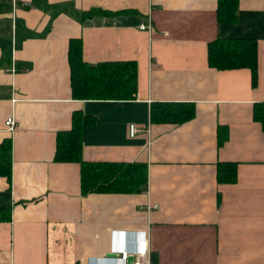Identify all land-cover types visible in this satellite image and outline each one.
<instances>
[{
  "label": "crops",
  "instance_id": "crops-1",
  "mask_svg": "<svg viewBox=\"0 0 264 264\" xmlns=\"http://www.w3.org/2000/svg\"><path fill=\"white\" fill-rule=\"evenodd\" d=\"M216 8L217 0H0V146L10 142L0 264H107L142 237L149 264H264V131L252 119L264 103V0H237L227 24L217 25ZM90 9L106 15L84 18ZM215 39L254 42L253 85L247 68H209ZM71 40L87 64L134 62V99L73 100ZM164 105L190 115L153 120ZM74 113L93 118L81 127L82 160L144 164L145 192L81 195L79 165L54 161L56 135ZM129 124L141 133L129 138Z\"/></svg>",
  "mask_w": 264,
  "mask_h": 264
},
{
  "label": "trees",
  "instance_id": "trees-1",
  "mask_svg": "<svg viewBox=\"0 0 264 264\" xmlns=\"http://www.w3.org/2000/svg\"><path fill=\"white\" fill-rule=\"evenodd\" d=\"M237 0H217V25L233 22ZM106 15L90 9L84 18ZM255 44L252 40L215 39L207 44V64L215 70L247 68L255 80ZM81 42L71 40L68 47L71 98L76 101H130L136 93V65L132 61L87 64L81 59ZM182 106L164 105L153 120L173 121L184 113ZM190 114L184 113L186 118ZM252 119L264 131V103L252 108ZM92 126L93 118L73 114L71 128L56 135L54 161L77 163L81 195L138 194L146 191V167L140 163L85 162L81 158V127ZM0 176L10 179V142L0 146Z\"/></svg>",
  "mask_w": 264,
  "mask_h": 264
},
{
  "label": "built area",
  "instance_id": "built-area-1",
  "mask_svg": "<svg viewBox=\"0 0 264 264\" xmlns=\"http://www.w3.org/2000/svg\"><path fill=\"white\" fill-rule=\"evenodd\" d=\"M24 7L34 8L32 4L26 3ZM139 30L145 31L149 30V26L147 24H140L138 27ZM3 127L5 132H11L15 127V120L12 115L8 116L4 122ZM141 130L136 127L134 124H129L127 126V134L129 138H134L135 136L139 135ZM149 209H156V205H151ZM137 241H134L133 248L130 250H122L121 252L117 253L118 257L116 260L112 261L113 264H126L127 258L132 257L133 261L132 264H149V253L147 249V239L136 238Z\"/></svg>",
  "mask_w": 264,
  "mask_h": 264
},
{
  "label": "water",
  "instance_id": "water-1",
  "mask_svg": "<svg viewBox=\"0 0 264 264\" xmlns=\"http://www.w3.org/2000/svg\"><path fill=\"white\" fill-rule=\"evenodd\" d=\"M132 261H133L132 257H128L126 263L127 264H132Z\"/></svg>",
  "mask_w": 264,
  "mask_h": 264
},
{
  "label": "clouds",
  "instance_id": "clouds-1",
  "mask_svg": "<svg viewBox=\"0 0 264 264\" xmlns=\"http://www.w3.org/2000/svg\"><path fill=\"white\" fill-rule=\"evenodd\" d=\"M135 240H136V238H135ZM137 241V240H136ZM107 264H113V262L111 261V262H108Z\"/></svg>",
  "mask_w": 264,
  "mask_h": 264
},
{
  "label": "rangeland",
  "instance_id": "rangeland-1",
  "mask_svg": "<svg viewBox=\"0 0 264 264\" xmlns=\"http://www.w3.org/2000/svg\"><path fill=\"white\" fill-rule=\"evenodd\" d=\"M146 239V237H144ZM147 244H148V241H147ZM148 247V246H147ZM118 255V254H117Z\"/></svg>",
  "mask_w": 264,
  "mask_h": 264
}]
</instances>
